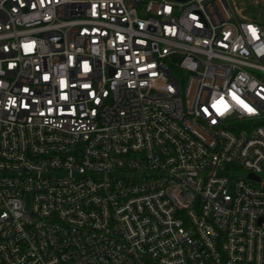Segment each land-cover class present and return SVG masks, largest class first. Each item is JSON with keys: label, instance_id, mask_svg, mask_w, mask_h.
I'll return each mask as SVG.
<instances>
[{"label": "built area", "instance_id": "2783aa9c", "mask_svg": "<svg viewBox=\"0 0 264 264\" xmlns=\"http://www.w3.org/2000/svg\"><path fill=\"white\" fill-rule=\"evenodd\" d=\"M0 264H264V22L0 0Z\"/></svg>", "mask_w": 264, "mask_h": 264}, {"label": "rangeland", "instance_id": "374dc122", "mask_svg": "<svg viewBox=\"0 0 264 264\" xmlns=\"http://www.w3.org/2000/svg\"><path fill=\"white\" fill-rule=\"evenodd\" d=\"M230 10L241 19L264 22V0H228ZM240 175L248 172L239 171Z\"/></svg>", "mask_w": 264, "mask_h": 264}, {"label": "snow or ice", "instance_id": "6c2138e0", "mask_svg": "<svg viewBox=\"0 0 264 264\" xmlns=\"http://www.w3.org/2000/svg\"><path fill=\"white\" fill-rule=\"evenodd\" d=\"M249 110H251V109H249Z\"/></svg>", "mask_w": 264, "mask_h": 264}]
</instances>
